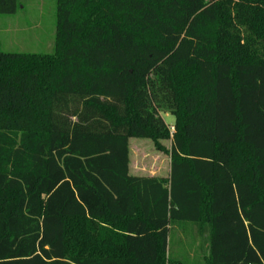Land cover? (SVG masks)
Here are the masks:
<instances>
[{
	"label": "trees",
	"instance_id": "obj_1",
	"mask_svg": "<svg viewBox=\"0 0 264 264\" xmlns=\"http://www.w3.org/2000/svg\"><path fill=\"white\" fill-rule=\"evenodd\" d=\"M56 13L52 53L0 51V264H171L175 228L264 264V62L222 58L226 0ZM172 134L169 177L132 175L131 140Z\"/></svg>",
	"mask_w": 264,
	"mask_h": 264
},
{
	"label": "rangeland",
	"instance_id": "obj_2",
	"mask_svg": "<svg viewBox=\"0 0 264 264\" xmlns=\"http://www.w3.org/2000/svg\"><path fill=\"white\" fill-rule=\"evenodd\" d=\"M18 5L16 13L0 14V51L52 53L57 31V0H18ZM226 5L225 40L220 44L222 58L228 57L231 43L237 60L264 62V0H226ZM162 116L169 127L174 126L173 115L163 113ZM173 134L170 140L162 142L169 153L157 149L150 139H132L131 173L150 175L155 170L151 164L156 160L159 166L156 176L169 177ZM175 233L176 228L170 234L171 264H201L192 244L195 239L188 234L175 236Z\"/></svg>",
	"mask_w": 264,
	"mask_h": 264
},
{
	"label": "crops",
	"instance_id": "obj_3",
	"mask_svg": "<svg viewBox=\"0 0 264 264\" xmlns=\"http://www.w3.org/2000/svg\"><path fill=\"white\" fill-rule=\"evenodd\" d=\"M151 167L154 168L155 170L150 173V175H138V176H156V170L159 168V166L157 165V162L155 160V162L153 164H151ZM170 170H171V167H170ZM130 172H131V169H130ZM132 174V173H131ZM169 174H170V171H169ZM132 175H136V174H132Z\"/></svg>",
	"mask_w": 264,
	"mask_h": 264
},
{
	"label": "built area",
	"instance_id": "obj_4",
	"mask_svg": "<svg viewBox=\"0 0 264 264\" xmlns=\"http://www.w3.org/2000/svg\"><path fill=\"white\" fill-rule=\"evenodd\" d=\"M171 130L174 131V127L173 126L171 127Z\"/></svg>",
	"mask_w": 264,
	"mask_h": 264
}]
</instances>
